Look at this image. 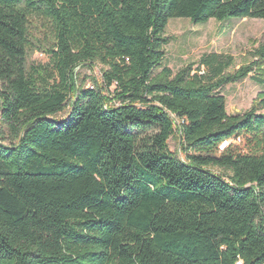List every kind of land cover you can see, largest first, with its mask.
Returning <instances> with one entry per match:
<instances>
[{
    "label": "trees",
    "instance_id": "16d2710c",
    "mask_svg": "<svg viewBox=\"0 0 264 264\" xmlns=\"http://www.w3.org/2000/svg\"><path fill=\"white\" fill-rule=\"evenodd\" d=\"M172 18L261 19L263 41L156 72ZM249 76L264 0H0V264H264V92L237 115L219 93Z\"/></svg>",
    "mask_w": 264,
    "mask_h": 264
},
{
    "label": "rangeland",
    "instance_id": "374dc122",
    "mask_svg": "<svg viewBox=\"0 0 264 264\" xmlns=\"http://www.w3.org/2000/svg\"><path fill=\"white\" fill-rule=\"evenodd\" d=\"M40 49L34 50L29 58V64H46L48 56L41 46H49L42 34H37ZM167 44L165 46V57L160 68L167 67L175 73L181 67L195 63L206 53L227 54L233 57L236 68L253 61L251 53L263 41V21L261 19H238L230 18L223 21L210 19L205 23H191L186 18L169 19L165 28ZM105 67L102 65L86 64L75 69L76 85L78 87H95V82H101L102 72ZM256 75L252 73L250 76ZM247 77L241 82L223 86L219 93L225 97L226 112L228 115L242 114L248 111L256 96L264 92V85L255 82L251 77ZM257 76V75H256ZM70 112V105L54 115L56 120L65 119ZM260 113L264 114V110ZM6 134V129H1ZM241 138L237 148L242 151L247 150L245 142ZM168 149L180 160H185L183 152L180 150L178 135L175 134L168 141ZM217 173L227 175L225 172L214 169Z\"/></svg>",
    "mask_w": 264,
    "mask_h": 264
},
{
    "label": "built area",
    "instance_id": "2783aa9c",
    "mask_svg": "<svg viewBox=\"0 0 264 264\" xmlns=\"http://www.w3.org/2000/svg\"><path fill=\"white\" fill-rule=\"evenodd\" d=\"M241 141L239 137L237 138H231L227 141H224L219 145V150H223L225 147H227L229 144H238Z\"/></svg>",
    "mask_w": 264,
    "mask_h": 264
}]
</instances>
